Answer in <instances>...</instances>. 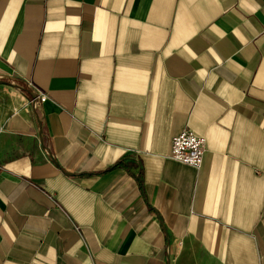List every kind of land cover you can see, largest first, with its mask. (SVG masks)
Returning a JSON list of instances; mask_svg holds the SVG:
<instances>
[{
	"label": "crops",
	"instance_id": "obj_1",
	"mask_svg": "<svg viewBox=\"0 0 264 264\" xmlns=\"http://www.w3.org/2000/svg\"><path fill=\"white\" fill-rule=\"evenodd\" d=\"M0 166V264H264V0H0Z\"/></svg>",
	"mask_w": 264,
	"mask_h": 264
},
{
	"label": "built area",
	"instance_id": "obj_2",
	"mask_svg": "<svg viewBox=\"0 0 264 264\" xmlns=\"http://www.w3.org/2000/svg\"><path fill=\"white\" fill-rule=\"evenodd\" d=\"M44 100L45 97L43 95L37 94L29 102L34 105L38 102L42 103ZM204 152L205 139L195 136L188 130H184L171 138L169 153L171 160L199 169L203 163Z\"/></svg>",
	"mask_w": 264,
	"mask_h": 264
}]
</instances>
